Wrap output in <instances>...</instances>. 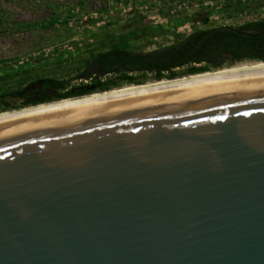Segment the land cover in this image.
<instances>
[{"label":"water","instance_id":"water-1","mask_svg":"<svg viewBox=\"0 0 264 264\" xmlns=\"http://www.w3.org/2000/svg\"><path fill=\"white\" fill-rule=\"evenodd\" d=\"M0 264H264V67L0 115Z\"/></svg>","mask_w":264,"mask_h":264},{"label":"rangeland","instance_id":"rangeland-1","mask_svg":"<svg viewBox=\"0 0 264 264\" xmlns=\"http://www.w3.org/2000/svg\"><path fill=\"white\" fill-rule=\"evenodd\" d=\"M94 1L96 3L91 7V0H0V25L9 28V25H15L14 21L17 22L30 16L29 20L31 22L27 25L32 24L31 30H33L30 33L33 40L28 50V53L33 54L31 58L34 57V53L38 49H47L59 45L48 50L47 54L42 51L40 54L35 55V57H38L44 54L48 58L47 71L39 69L45 66L42 63L37 64L35 68H38L40 74L48 73L47 76L49 77L68 80L67 87L81 83L80 80L74 77L82 71L83 61L88 57L85 47L92 46L91 50L94 51L100 46V38H106V42L103 41L102 44H108L124 36L131 40L135 50L149 51L159 46L171 44L178 34L181 36L187 35L189 32L186 29H183L186 30L183 33L176 30L182 25L190 24V31L194 27H199L197 20H191L194 12L188 14L185 8L190 5L195 8L198 0H131L133 5L146 6L145 15L143 16L138 10H135L130 12L127 18H123L122 16H125V14L121 15L120 12L121 7L129 0ZM108 3H111L110 6ZM28 4L33 5V7L29 9ZM34 5L42 6L43 10L36 12L37 8H34ZM76 7H78V11L74 12ZM208 7L210 5L204 8ZM102 10L106 14L113 10L112 18H105L106 24L92 26L89 19H83V16L89 14L90 11L98 13ZM134 19H138V22L134 21L132 25L125 26L129 23L128 21ZM32 20L36 21L33 22ZM17 27L21 26L18 25ZM137 28L139 30L136 32ZM12 36L15 37V35H10V32H8V34L0 37V40L4 37L10 39ZM19 36L28 37V34H20ZM7 42L13 41H5V43ZM6 48L7 51H2L3 54H11L15 51L12 46L10 48L6 46ZM23 53L18 52L15 57L22 56ZM234 65H224L222 68L233 67ZM22 75L19 73L18 76L21 77ZM150 77L151 73H148L144 83L156 82L151 80ZM122 86L127 85L119 87Z\"/></svg>","mask_w":264,"mask_h":264},{"label":"trees","instance_id":"trees-1","mask_svg":"<svg viewBox=\"0 0 264 264\" xmlns=\"http://www.w3.org/2000/svg\"><path fill=\"white\" fill-rule=\"evenodd\" d=\"M193 19L200 24L207 22V19L200 13H194L191 20ZM134 21L137 23L138 19L128 21L129 23L125 26L132 25ZM138 30L139 28L136 32ZM240 38L229 29L194 27L188 35L178 34L171 44L149 51L135 50L131 40L124 36L108 44H102L106 38H100V46L94 51L91 50L92 46L85 47L88 57L83 61L82 71L74 77L81 83L67 87L68 80L55 77L44 78L43 82L39 80L42 82V88L58 91L57 93L33 99L13 106L11 109H0V112L63 98L80 97L94 92H105L121 85H140L146 82L148 73H151V80L156 81L211 71L212 67L219 68L220 66L209 63L213 56L226 51L238 52L252 49V47L241 45ZM181 67L186 68L178 70ZM3 97L5 94L0 93V100Z\"/></svg>","mask_w":264,"mask_h":264},{"label":"flooded vegetation","instance_id":"flooded-vegetation-1","mask_svg":"<svg viewBox=\"0 0 264 264\" xmlns=\"http://www.w3.org/2000/svg\"><path fill=\"white\" fill-rule=\"evenodd\" d=\"M212 1V6L194 12L202 14V16L207 19L206 24L199 23V28L229 29L234 31L238 37H241L239 39L241 45L252 47V49L239 50L238 52H222L217 56H213L209 63L211 65L219 64V67H223L224 65L228 66L231 63L240 61H264V0ZM95 3L96 1L91 0L90 6H94ZM27 7L31 9L33 5L28 4ZM34 8H37L36 12L38 10H43V7L40 5H34ZM29 18H22L17 22L14 21L15 25L12 24L13 27L8 24L9 28H6L4 25L1 27L0 25V37L8 34V32H10V35H15V37L12 36L10 39L4 37L0 40V78H2L0 80V93L5 94V97L0 100V109H11L13 106L58 92L42 88V80L49 77L47 76L48 73L40 74L37 70L38 68H35L39 63L45 64V66L39 69L46 70L48 68L47 63L49 60L44 54L35 57V55L40 54L44 49L36 50L32 58L31 56L33 54L28 53L33 40L30 34L33 31L31 30L32 24L27 25L31 22ZM32 21L34 22L36 20ZM18 25L21 27H17ZM29 29L30 31L28 32ZM20 34H28V37H21L19 36ZM9 40L13 42L5 43V41ZM6 46L8 48H10V46H12V48L14 47V53L3 54L2 51H7ZM18 52L24 53L22 56L15 57ZM185 68L186 67H181L178 70H183ZM212 69H215V67H212ZM19 73L23 75L19 77Z\"/></svg>","mask_w":264,"mask_h":264},{"label":"bare ground","instance_id":"bare-ground-1","mask_svg":"<svg viewBox=\"0 0 264 264\" xmlns=\"http://www.w3.org/2000/svg\"><path fill=\"white\" fill-rule=\"evenodd\" d=\"M241 63H245V64H237V65H234L233 67H227V68H222V69L220 68L218 70H213V71L211 70V71H207V72H204V73H197V74H192V75H188V76L187 75L180 76V78L177 77V78H173V79L156 80V82H148V83H144V84H140V85L139 84H134V85L131 84V85H127V86H122V87H119V88L111 89V90L105 91V92L90 93V94H87V95H83L81 97H73V98H66V99H62V100H54V101H50V102H44V103H40V104H37V105H31V106L23 107V108L16 109V110L0 112V115L14 113V112H19V111H24V110L38 108V107H43V106H48V105H53V104H58V103H62V102H67V101L87 98V97H91V96H96V95H101V94H106V93H111V92H116V91H122V90H128V89H134V88L158 85V84L178 81V80H182V79H188V78L205 76V75H211V74H217V73L249 70V69L264 67V63H262V62H241ZM153 81H155V80H153Z\"/></svg>","mask_w":264,"mask_h":264},{"label":"built area","instance_id":"built-area-1","mask_svg":"<svg viewBox=\"0 0 264 264\" xmlns=\"http://www.w3.org/2000/svg\"><path fill=\"white\" fill-rule=\"evenodd\" d=\"M110 4L111 3H108L109 6H110ZM119 5H121V3H119ZM207 5L212 6L213 1L212 0H198V3H196L195 8L191 5L187 6L185 8H186V12L189 14L191 12H196L197 10H200L204 7H207ZM145 9H146L145 5L136 6V5H133L131 0H129L123 7H121L120 13H121V15L125 14V16H122L123 18H127L130 15V12L138 10L144 16L145 15ZM77 11H78V7H76V10L74 12H77ZM112 14H113V10H110L107 14L104 12V10H102L101 12H98V13L90 11L89 14L83 16V19L84 20L89 19L92 22L91 23L92 26H100V25L106 24L104 21L105 18H108V17L112 18V16H113ZM183 29H186L190 33V24L182 25V26L178 27L176 30L180 31V33H183L186 31ZM58 46L59 45H57V46L55 45L51 48L44 49L43 51L46 53V52H48V50H50L54 47H58Z\"/></svg>","mask_w":264,"mask_h":264}]
</instances>
